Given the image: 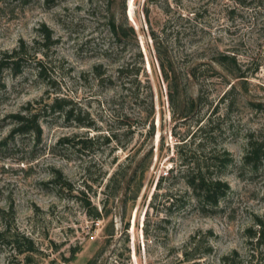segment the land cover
Listing matches in <instances>:
<instances>
[{"label": "rangeland", "instance_id": "1", "mask_svg": "<svg viewBox=\"0 0 264 264\" xmlns=\"http://www.w3.org/2000/svg\"><path fill=\"white\" fill-rule=\"evenodd\" d=\"M43 25L52 85L35 76ZM22 43L21 73L0 75V233L18 244L0 243V264H264L248 231L264 220V159L243 162L249 140L264 146V0H0V55ZM54 97L72 117L42 113L37 144L8 139L11 115ZM76 137L95 141L58 143ZM197 168L229 187L214 207L186 184Z\"/></svg>", "mask_w": 264, "mask_h": 264}, {"label": "trees", "instance_id": "2", "mask_svg": "<svg viewBox=\"0 0 264 264\" xmlns=\"http://www.w3.org/2000/svg\"><path fill=\"white\" fill-rule=\"evenodd\" d=\"M111 31L113 34H115L118 37H125V31L122 28L120 24L116 25L114 21L111 22ZM129 31L131 34H133V30L129 28ZM39 37L37 38L36 43L38 45H41L42 48L45 50L39 49L38 51L42 55V58L39 60H36L34 62V67L36 70L35 76L46 81L48 85H52L53 81L49 74L50 71V64L46 60V50L50 49V47H53L55 44V40L52 38V32L45 27L44 25L40 28ZM27 53L25 45L22 43L17 49L13 50L10 53H4L0 55V75L3 70L9 69L13 72L14 76L21 73L23 63L27 57H25ZM160 60V59H159ZM223 61H229L234 62V59L228 56L222 57ZM160 62H162L160 60ZM159 67L161 69V72L163 73L164 79H168V89L169 92V98L170 100L174 99V95L179 96V89L180 86L177 83L176 78H171L168 76V74L165 72L164 65L162 63H159ZM172 69V68H171ZM122 72V71H121ZM1 80V79H0ZM1 87L3 86L0 83ZM232 87V86H231ZM234 87H232L231 90H233ZM194 102V99H190V105H192ZM71 103L69 100L65 98H58L54 97L50 102H47L43 106V108H40L38 110H35V112L27 114H13L11 117L14 119L15 126L12 128L8 135V139H14L16 136L21 137H31L34 139L35 144H37L40 141L41 137V128L39 126L40 118L42 113L47 114H55L57 111L63 112L67 117H72V113L74 112L73 108L70 107ZM78 120L80 117V114H77L75 116ZM108 137V138H107ZM105 137L106 141L113 140L116 138L115 134H111ZM95 139L88 138L86 139H80L78 137L76 138H63L58 141V143L69 145L70 143H74L78 145L79 147H84L86 149L87 145L89 143H94ZM6 145V144H5ZM4 145V146H5ZM219 159V158H218ZM220 169L226 168L232 161L230 158V155L228 152L223 151L221 158H220ZM264 159V146L252 141H248L247 148L245 150V154L243 157V162L245 165H251L252 167L256 168L259 163ZM143 163L142 161H134L129 164V167H134L133 169H137L139 165ZM142 165V167H141ZM141 174H140V181L138 185H136V188L132 192L131 200L136 199L140 192V187L142 183V178L144 177V174L147 170V167L143 164H141ZM125 171L128 169L125 168ZM132 170V169H131ZM124 172L117 171L111 178L110 184L112 185L115 181V178L122 175ZM183 175L186 179V184L188 188L191 191V194L195 197L197 203L202 207H214L218 204L219 200L222 199L226 193L229 191L228 185L221 181L220 179H213L212 177L206 176V174L200 170L199 168L195 170H183ZM51 183L57 185L59 189H65L66 187L69 188V184L66 182V180L63 178V175L61 172L55 170L52 174V181ZM82 193V192H81ZM115 196V194L113 195ZM87 206L93 210V216L95 219H100L102 217L101 212H98L95 207H90V203L86 202ZM254 224L256 225V230L249 229L251 233V237L263 240L264 239V220L261 218H256ZM4 242L6 243H15L17 244V241L13 238L6 237V234L0 233V243ZM18 245V244H17Z\"/></svg>", "mask_w": 264, "mask_h": 264}]
</instances>
